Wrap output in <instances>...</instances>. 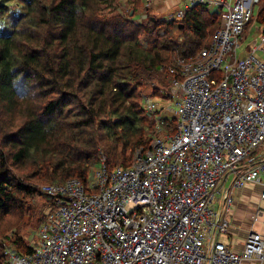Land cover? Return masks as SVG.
Masks as SVG:
<instances>
[{"label":"built area","instance_id":"1","mask_svg":"<svg viewBox=\"0 0 264 264\" xmlns=\"http://www.w3.org/2000/svg\"><path fill=\"white\" fill-rule=\"evenodd\" d=\"M258 3L199 0L186 8L220 10L221 26L194 56L175 55L163 68L173 77L167 101L145 96L143 110L155 122L148 148L128 167L108 169L102 156L86 184L41 186L53 205L36 241L27 254L1 242L2 264L264 263V235L250 232L235 252L218 241L228 223L212 211L227 174L233 189L264 179V25L252 27L258 36L239 58ZM173 118L171 133L163 126Z\"/></svg>","mask_w":264,"mask_h":264},{"label":"trees","instance_id":"2","mask_svg":"<svg viewBox=\"0 0 264 264\" xmlns=\"http://www.w3.org/2000/svg\"><path fill=\"white\" fill-rule=\"evenodd\" d=\"M143 2L0 0V20L21 5L0 38V217L16 212L28 220L24 205L41 194L47 208L40 225L53 205L41 186L86 184L102 156L108 169L128 167L148 148L155 122L143 110L145 96L169 99L173 77L163 68L175 55L192 57L205 47L221 11L194 5L169 21ZM260 4L256 21L263 26ZM163 128L175 131L171 120ZM13 235V249L29 253Z\"/></svg>","mask_w":264,"mask_h":264},{"label":"crops","instance_id":"3","mask_svg":"<svg viewBox=\"0 0 264 264\" xmlns=\"http://www.w3.org/2000/svg\"><path fill=\"white\" fill-rule=\"evenodd\" d=\"M144 7L149 9L151 14H154L157 19L167 20V17L177 11H185L192 2L199 0H143ZM212 1V0H205ZM233 2L234 0H226ZM247 2L249 0H246ZM209 9V8H207ZM211 11H219L218 9H210ZM259 13L254 16L257 20ZM222 15V13H221ZM260 26L255 21V24L249 25L243 33L252 37L251 42L247 46L253 45L258 36V28ZM262 151H258L261 155ZM263 157V156H262ZM263 159V158H261ZM234 180V174H227L220 182L219 187L222 193L215 199L212 205V211L215 215L214 219H224L228 223V231L225 235H220L218 241L229 249L239 252L242 250L245 240L250 232H256L264 235V201L261 200L262 181L258 183H248L237 189L231 187ZM231 196L232 203L227 206L226 196ZM243 264H260L257 261H252ZM264 264V263H263Z\"/></svg>","mask_w":264,"mask_h":264},{"label":"rangeland","instance_id":"4","mask_svg":"<svg viewBox=\"0 0 264 264\" xmlns=\"http://www.w3.org/2000/svg\"><path fill=\"white\" fill-rule=\"evenodd\" d=\"M124 9H126V7L122 6L121 10H119V13L123 14L122 10ZM261 9H262V4L258 3L257 5H255L253 9L254 16H256ZM20 11H21V5L16 8H11L5 20H0V38L7 36L11 32L13 22L15 18L19 15ZM251 40H252V37H249L248 33L246 32L245 40L242 41L241 49L239 51V58L245 57V54L243 53V51L246 50L247 45L249 42H251ZM207 43H208V40H207ZM202 48H204V46ZM163 91L165 94L166 91L165 90ZM157 100L159 102L167 101L163 99H157ZM172 108L174 109V105H172ZM168 117H171V115H168ZM176 123H177L176 119L174 120L171 119V126L174 130L176 129ZM46 203L47 201L45 197L41 194L35 195L34 198L30 199L27 203H25L24 207H27L28 209L27 213L30 214L31 212V216L28 220L26 219L25 215H20L16 212L0 217V229L2 233L4 234V236L0 238H4L5 236L7 237L5 238V240H1V241L5 242L6 245L12 246V244L10 243V240L11 238L12 239L14 238L13 237L14 236L13 232H14V233H18L19 236H21L30 246L33 245L37 238L39 220L41 218L42 213L47 208ZM2 253H3V247H2Z\"/></svg>","mask_w":264,"mask_h":264}]
</instances>
